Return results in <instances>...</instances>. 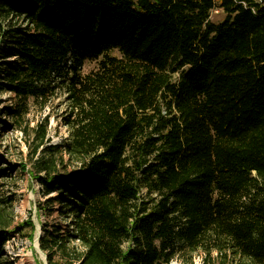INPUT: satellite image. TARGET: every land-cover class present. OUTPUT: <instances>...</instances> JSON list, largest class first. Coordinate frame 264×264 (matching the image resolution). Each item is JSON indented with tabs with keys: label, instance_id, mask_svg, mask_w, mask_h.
I'll use <instances>...</instances> for the list:
<instances>
[{
	"label": "trees",
	"instance_id": "obj_1",
	"mask_svg": "<svg viewBox=\"0 0 264 264\" xmlns=\"http://www.w3.org/2000/svg\"><path fill=\"white\" fill-rule=\"evenodd\" d=\"M61 87L51 143L28 115ZM0 93L46 264H264V0H0ZM12 223L0 197V264Z\"/></svg>",
	"mask_w": 264,
	"mask_h": 264
},
{
	"label": "rangeland",
	"instance_id": "obj_2",
	"mask_svg": "<svg viewBox=\"0 0 264 264\" xmlns=\"http://www.w3.org/2000/svg\"><path fill=\"white\" fill-rule=\"evenodd\" d=\"M224 13L219 9H213L210 13L209 20L217 23L222 21ZM111 55L121 57V55L113 50ZM98 60L85 61L80 73H88L96 70L99 64ZM172 80H176L177 73L171 74ZM9 96L6 93H0V108L9 104L7 101ZM64 87H61L51 102L41 111L34 106L28 115L29 127L35 126L40 119L48 117V133L47 136L51 143L59 142L66 134V128L61 121V115L65 113L67 103L65 101ZM5 121V118H1ZM0 123V156L5 158L6 163L3 166L18 165L19 162H25L24 157L28 153V149L21 134L16 131H2ZM4 160V161H5ZM30 164H26L24 172L13 170L9 176H5L0 180V197L10 196L12 198L13 223L11 227L20 226L18 232H11V236L4 244L5 257L12 260L14 264H46V256L39 249V237L42 234V225L53 223L58 218L54 211L52 214H46L39 209V204L44 200L39 193V186L35 179L29 175ZM71 165L69 169H71ZM31 222L33 229H30L25 223ZM214 255V253H213ZM194 258L193 264H200V252L192 254ZM171 264H183V261L174 259ZM188 264V263H185Z\"/></svg>",
	"mask_w": 264,
	"mask_h": 264
}]
</instances>
